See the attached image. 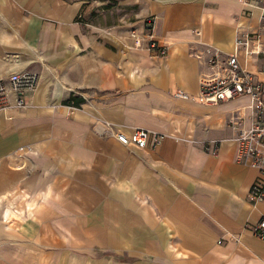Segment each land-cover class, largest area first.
<instances>
[{
    "label": "crops",
    "instance_id": "0c3cea01",
    "mask_svg": "<svg viewBox=\"0 0 264 264\" xmlns=\"http://www.w3.org/2000/svg\"><path fill=\"white\" fill-rule=\"evenodd\" d=\"M86 3L0 0V79H38L25 105L0 110V264H264L251 230L264 199H247L259 170L235 161L249 99L174 96H197L207 46L235 52L237 31L263 26L258 3ZM149 15L163 56L133 42ZM238 59L264 83L263 54ZM134 127L166 137L116 140Z\"/></svg>",
    "mask_w": 264,
    "mask_h": 264
},
{
    "label": "built area",
    "instance_id": "2783aa9c",
    "mask_svg": "<svg viewBox=\"0 0 264 264\" xmlns=\"http://www.w3.org/2000/svg\"><path fill=\"white\" fill-rule=\"evenodd\" d=\"M251 1L258 3L257 6L261 9L259 19L261 23L264 22V0H241V3L252 5ZM143 27L142 36L132 33L134 44L139 45L145 41L146 47L151 52L158 56L165 55L167 47L158 44L152 37L155 17L153 15L145 17ZM261 43H264V24L257 31H237L234 40L235 52L223 53L216 47L207 46L204 51L205 63L212 72L200 75L197 96L191 97L181 91L174 93L177 98H193L207 105H217L220 102L242 96L249 99L251 121L247 126L236 125L238 130L234 139L237 147L235 161L259 170V176L247 193V199L251 204L264 199V83L241 65L238 52L243 51L250 58L254 55H264V49L258 48ZM37 80V75L30 72L11 73L7 80L0 79V110L25 105L26 95L35 89ZM150 137H152L150 145L154 147L160 145L166 135L144 127H134L130 133L122 131L115 133V138L119 143L139 149L148 145ZM218 143V140L205 141L203 148L215 154ZM25 149L30 148L23 146L18 148L19 151ZM251 230L253 235L264 240V218L258 220Z\"/></svg>",
    "mask_w": 264,
    "mask_h": 264
},
{
    "label": "rangeland",
    "instance_id": "374dc122",
    "mask_svg": "<svg viewBox=\"0 0 264 264\" xmlns=\"http://www.w3.org/2000/svg\"><path fill=\"white\" fill-rule=\"evenodd\" d=\"M86 2H87L85 4L86 7L94 6L95 5V0H86Z\"/></svg>",
    "mask_w": 264,
    "mask_h": 264
},
{
    "label": "trees",
    "instance_id": "16d2710c",
    "mask_svg": "<svg viewBox=\"0 0 264 264\" xmlns=\"http://www.w3.org/2000/svg\"><path fill=\"white\" fill-rule=\"evenodd\" d=\"M73 100V99H72ZM76 102H78V99L76 100ZM75 103V102H74Z\"/></svg>",
    "mask_w": 264,
    "mask_h": 264
}]
</instances>
